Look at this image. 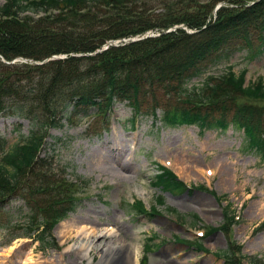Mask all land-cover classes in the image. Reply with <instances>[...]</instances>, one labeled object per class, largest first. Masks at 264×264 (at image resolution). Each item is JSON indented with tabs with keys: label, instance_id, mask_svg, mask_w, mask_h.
<instances>
[{
	"label": "trees",
	"instance_id": "trees-1",
	"mask_svg": "<svg viewBox=\"0 0 264 264\" xmlns=\"http://www.w3.org/2000/svg\"><path fill=\"white\" fill-rule=\"evenodd\" d=\"M222 2L224 6L214 13ZM252 2L5 0L0 5V116L22 118L30 124L28 136L13 145L0 137V208L11 199L25 201L30 212L24 236L37 233L44 247L56 246L51 238L54 227L80 201L81 185L60 173L65 170L56 167L55 156H41L50 129L76 125L90 113L105 119L103 127H107L116 102L131 107L133 122L146 114L159 118L161 110L159 119L166 128L195 125L201 131L224 132L233 126L244 132L246 148L264 163L263 80L246 85V70L237 75L231 66L221 76L210 75L200 85H191L194 78L204 75L209 63L228 58L224 50L234 39L241 38L252 51L251 27L262 42L255 55L262 53L264 0ZM155 6H163L162 11L156 13ZM180 25L194 33L184 28L166 33ZM150 31L160 35L90 55L108 41ZM59 55L67 58L42 65L2 60L43 62ZM153 184L172 193L188 189L165 167ZM211 193L221 201L215 191ZM224 216L219 229L227 239V249L216 256L225 264H243L244 260L264 264L262 258L242 253V246L230 236L234 217L226 211Z\"/></svg>",
	"mask_w": 264,
	"mask_h": 264
},
{
	"label": "rangeland",
	"instance_id": "rangeland-1",
	"mask_svg": "<svg viewBox=\"0 0 264 264\" xmlns=\"http://www.w3.org/2000/svg\"><path fill=\"white\" fill-rule=\"evenodd\" d=\"M3 3L0 0V5ZM155 8L159 13L163 6ZM250 30L252 51L241 38L234 39L224 50L228 58L209 63L204 75L194 78L191 85H200L210 75L221 76L231 66L237 75L246 70V85L259 79L264 83V46L262 53L255 55L262 45L258 31L254 27ZM131 116L127 103L116 102L107 132L102 130L106 120L93 113L76 125L50 129L41 156H55L56 167L65 170L60 173L81 185L77 193L80 201L75 212L54 228L51 238L56 239L57 247L45 249L36 235L7 246L9 238L23 234L22 223L30 212L24 200L11 199L0 208V264H99V246L104 245H124L122 258L128 253L135 258L136 252L139 264H224L215 254L226 248L227 240L221 230L214 234L209 230L224 221L225 207L240 217L231 238L243 245L245 255L264 258V230L254 231L264 221V210L262 215L255 213L258 206L264 209V164L257 153L245 149L244 132L233 126L225 132L204 133L196 126L165 128L159 121L161 110L159 118L147 114L136 118L132 128ZM29 131L27 120L0 116V135L10 145L23 140ZM98 131L100 135L95 136ZM108 141H118L121 147L115 148L107 161L94 164L93 157L111 147ZM120 164H129L130 169H122ZM161 166L172 170L194 191L165 194V205L153 207L154 216L144 215L139 210L142 206L137 205V209L133 204L143 201L147 210L156 205L162 189L152 180ZM202 187L216 191L222 199L227 197L218 204ZM167 207L177 213L167 211ZM69 224L75 228L61 233ZM77 229L90 235L95 231L97 235L85 239ZM204 232L206 236L201 238L199 234ZM199 242L201 249L197 248ZM148 245L151 250L146 249ZM115 264H122L121 259Z\"/></svg>",
	"mask_w": 264,
	"mask_h": 264
},
{
	"label": "bare ground",
	"instance_id": "bare-ground-1",
	"mask_svg": "<svg viewBox=\"0 0 264 264\" xmlns=\"http://www.w3.org/2000/svg\"><path fill=\"white\" fill-rule=\"evenodd\" d=\"M156 98H160L161 99V96L156 97ZM108 143L111 144V147H108L105 152H103V151L100 152V153L98 152L93 157V161L92 162L94 164H98L100 162L105 161L106 159H108L111 156V153L114 150H116V149L119 150V148L121 147L120 146L121 144L118 141L117 142L116 141H108ZM124 165L120 164V166H121L122 169H125V170L130 169L128 167L129 164H124ZM172 165L174 166V163ZM206 172H208V170ZM118 175L119 176H122L121 173H118ZM256 208L257 209H256L255 213L256 214H259V215H262L264 209L261 208L260 206H258ZM73 225H70L69 224L68 226H64V228H66V231H64V232L62 231L61 233H68V232H70L72 228H75V226H73ZM77 233L78 234L80 233L81 236H82V238H85V239L91 238V235H97V233L95 231L90 235L86 231H84L83 229H77ZM94 237H97V236H94ZM84 246L86 247L87 245H84ZM91 246H92V244L90 243L89 244V247L86 248V252H85L86 254L88 253V251H89V249H90ZM81 247H82V245H80L79 248H81ZM99 247L101 248V253H102L99 264H115L118 259H121V263L122 264H134V263L135 264H139V260L137 258L136 252L134 253V255L136 256L135 258L133 257V254H131V253H128L126 255V257L128 256V260H127L126 257L122 258L124 254H123V252H122L121 249H123L122 247H124V245H104V246H99ZM13 249H14V247L11 246L10 247V250H13Z\"/></svg>",
	"mask_w": 264,
	"mask_h": 264
},
{
	"label": "water",
	"instance_id": "water-1",
	"mask_svg": "<svg viewBox=\"0 0 264 264\" xmlns=\"http://www.w3.org/2000/svg\"><path fill=\"white\" fill-rule=\"evenodd\" d=\"M150 36H153V35H152V34H148V35H146L145 37H143V38L140 39V40H143V39H145V38H147V37H150ZM135 41H137V40H136V39L126 40V41H125V44H126V43H129V42H135ZM110 45L116 46V43H115V42H110L107 46H110Z\"/></svg>",
	"mask_w": 264,
	"mask_h": 264
}]
</instances>
